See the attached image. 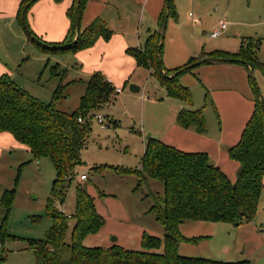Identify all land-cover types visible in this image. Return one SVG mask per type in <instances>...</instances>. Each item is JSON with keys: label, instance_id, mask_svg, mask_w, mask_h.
I'll use <instances>...</instances> for the list:
<instances>
[{"label": "rangeland", "instance_id": "obj_1", "mask_svg": "<svg viewBox=\"0 0 264 264\" xmlns=\"http://www.w3.org/2000/svg\"><path fill=\"white\" fill-rule=\"evenodd\" d=\"M173 4L178 20L168 18L162 38L163 57L166 55L179 60L185 55L184 60H187L191 52L200 54L202 47L210 51L216 46L235 52L239 50L243 37H253L260 40L257 57L259 62L264 63V0H173ZM139 19L140 14H137L136 21L139 22ZM196 19L201 22L200 26H196ZM134 21L130 24L138 31L139 35L135 32V37L145 40L147 29L138 30ZM220 21L228 22L226 35L212 38L210 35ZM84 27L82 25V30ZM110 30L115 34L114 29ZM71 36L75 35L72 33ZM92 47L78 51H47L32 41L28 30L19 21L15 24L9 19L0 27V61L12 81L30 96L46 105L53 104L56 110L66 114H72L79 108L91 76L104 71L95 67L101 58H98L99 51H94ZM164 67L165 72L171 71L165 61ZM194 70L183 74L180 79L189 75L199 80ZM117 74L119 78L123 76ZM253 77L264 100V75L256 69ZM118 82L121 92H116L113 102L93 111L92 133L81 152L82 164L76 167V179L71 184L68 182L65 200L57 204V208L69 219L66 241L70 243L76 224L77 188L81 184L104 220L100 231L85 237L83 245L86 248L119 246L128 251L142 252L145 251L143 238L149 236L161 239L159 249L152 250L161 254L164 251L165 229L152 208L157 197L163 195L164 184L135 173L142 171L141 162L148 137L174 147L171 144L175 142V132L171 131L168 137L164 134L170 132L174 125L179 126L177 115L183 105H188L185 109L189 107L192 110L204 107L207 121L214 126L217 125V118L211 101L205 105L207 87L199 81L193 89L186 86L192 95V105L169 97L158 79L142 67ZM131 84L139 86L141 91L136 94L130 92ZM60 89L64 93L56 99ZM253 94L256 100L257 94L251 85L249 96ZM97 116L104 117L108 126L102 127ZM187 130L196 132L194 129ZM14 150L10 157L12 165L5 170L3 179L6 191L14 192V199L9 214L1 204L0 227L6 216L7 220L3 242H0V257L4 258L0 264H36L34 251L29 249L30 241H44L53 226L46 212V202L51 196L57 172L48 158L35 160L31 154ZM16 153L20 154L14 155ZM82 174H86L88 180L81 181ZM218 224L221 223H182L179 232L189 241L179 244L178 254L188 258L225 261L229 254L222 249L226 242L234 239V232L228 230V224Z\"/></svg>", "mask_w": 264, "mask_h": 264}, {"label": "trees", "instance_id": "obj_2", "mask_svg": "<svg viewBox=\"0 0 264 264\" xmlns=\"http://www.w3.org/2000/svg\"><path fill=\"white\" fill-rule=\"evenodd\" d=\"M37 1L24 0L18 17L33 42L43 50L78 51L92 47L101 37L105 40L112 37L111 30L102 19H96L77 33V7L80 5L82 16L87 0H80V3L76 0L68 13L72 25L65 41L59 44L45 43L31 31L27 23V13ZM169 2V14L165 7L159 19L161 29L167 16L177 19L173 0ZM72 33L75 36L72 37ZM163 46L159 31L150 35L143 49H130L129 53L139 67L148 69L158 79L169 97L192 105V95L188 88L180 84L179 79L192 71L196 67L192 65L196 62L202 65L212 61L194 58L180 68L165 72ZM260 46V40L246 38L237 53L213 52L206 58L224 59L223 62L240 64L250 71L258 69L264 75V63L257 58ZM250 84L257 94L255 110L239 143L228 151L230 158L240 164L236 182H231L206 153L183 152L152 137L148 139L141 162L142 171L135 173L164 184V193L157 197L152 208L156 219L165 229L164 251L158 254L152 250L159 249L162 241L149 236L143 238L145 251L142 252L128 251L119 246L86 248L83 245L85 237L100 231L104 220L81 184L77 188L76 224L70 243L66 241L69 219L57 208V204L65 200L68 182L71 184L76 179V167L82 164L81 152L92 133L93 111L111 104L116 98L113 84L103 73L93 74L79 108L72 114H66L56 110L53 104L46 105L30 96L8 74L0 76V133L12 134L18 142L29 148L35 160L48 158L57 172L51 196L46 202V212L53 226L44 241H30L29 249L34 251L36 264H251L249 261L223 262L178 254L179 244L189 241L179 232V226L186 221L228 223L237 227L252 221L256 216L264 188V100L251 75ZM63 93L60 89L56 99ZM205 101L210 102L208 91ZM111 123L116 126L115 122ZM177 123L182 128L194 129L200 134L207 133L203 108L182 109L177 115ZM13 199V191H6L2 197V206L7 214ZM6 220L7 216L0 227V242H3ZM3 259V256L0 257V263Z\"/></svg>", "mask_w": 264, "mask_h": 264}, {"label": "crops", "instance_id": "obj_3", "mask_svg": "<svg viewBox=\"0 0 264 264\" xmlns=\"http://www.w3.org/2000/svg\"><path fill=\"white\" fill-rule=\"evenodd\" d=\"M23 1L24 0H0V27H2L5 22L9 21V19L15 22V24L16 21L21 23L18 14L20 5ZM75 1L76 0H38L27 13L29 28L45 43H63L71 29L72 23L68 13L74 6ZM165 7L166 0L86 1L81 16V31H83L82 25H84V29H86L96 19H102L106 25L110 26V28L115 31V34L111 31L112 37L109 40H105L101 37L92 47L94 51H99L98 58H101L98 60L99 63L95 67L104 70L101 73L105 75L107 80L110 81L115 88H119V79L124 80L127 75L131 72H136V70L140 68L136 59L129 53V50L143 49L150 35L162 31L159 25V19ZM174 7L177 14L176 6L174 5ZM137 14L138 16L140 14L139 22L136 21ZM133 19H135L134 22L138 30L147 29L145 40H142L140 36L135 37L134 33L137 32L138 34V31L130 24ZM221 22L223 21L219 22L216 29ZM200 25L201 22L196 19V26ZM227 29L222 36L226 35ZM246 38L253 37H243L242 41ZM216 48L206 51L205 48L202 47L200 54H196V51L190 53L191 57L187 54L186 57L189 55L187 60H184L185 55H182L181 59L175 60L171 58V56L166 57L165 55V57H163L162 53L163 66L165 61L170 66L169 69L174 70L186 65L194 58H203L205 60L207 59V55L213 52L237 53L241 46L239 50L235 52L223 50L227 49L223 46H216ZM103 59H106V61ZM110 68L112 69L110 70ZM7 72V68L0 61V76L8 74ZM117 72L123 74V76L119 78ZM194 74L199 80H195L191 76L186 75L179 79L180 84L183 87L188 86L193 89L197 86L196 84L200 82L208 88H205V91H208L209 96L212 97L213 101L211 97L210 101L217 118V125L214 126L212 122L209 123L205 117L206 123L208 122L207 133L205 134H198L192 130L174 125L175 127H173L170 132H165L164 137H168L171 131L175 132V142L171 145L188 153H206L211 162L234 183L237 180L240 164L230 158L228 151L239 143L242 133L252 117L256 106L254 94L249 96V87H251L250 70L236 63L212 61V63L196 65ZM207 103L208 102H206L205 105H207ZM186 106L183 105L181 108L185 109ZM204 109L203 107V110ZM174 128L176 131H174ZM14 149L23 152V154H31L29 148L18 142L12 134L8 132L0 133V211L2 210V197L7 190L5 189V182L3 181L5 170L9 169L10 165H12L10 157L13 156ZM17 154L20 153L14 155ZM37 164L39 165L38 161ZM263 216L264 188L262 190L256 216L252 221L237 227L232 224L221 223L228 224L227 226L230 227L228 230L234 232V239H230V241L226 242L224 244L225 247L222 249V251L228 252L229 254L223 262H241L249 260V262H252H250L251 264H264V235L260 231V225L263 224ZM244 249L245 251L242 252ZM242 255L245 257H242Z\"/></svg>", "mask_w": 264, "mask_h": 264}, {"label": "water", "instance_id": "obj_4", "mask_svg": "<svg viewBox=\"0 0 264 264\" xmlns=\"http://www.w3.org/2000/svg\"><path fill=\"white\" fill-rule=\"evenodd\" d=\"M79 3H80V0H79ZM166 10L169 14V10H170V2L169 0L167 1V4H166ZM167 22H168V16L166 17L165 21H164V24H163V28H162V33H161V37L163 38L164 37V33H165V30H166V26H167ZM80 27H81V16H80V5H78L77 7V33L80 32ZM205 61H224V59H216V58H208V59H205ZM159 62H161V59L159 58ZM200 64V62H197L195 64H193L192 66H195V65H198ZM253 73L254 71L251 70L250 71V75L253 76ZM141 90V88L135 84H131L130 85V92L136 94V93H139ZM151 138V136L148 137V139ZM117 239H114V241H116Z\"/></svg>", "mask_w": 264, "mask_h": 264}, {"label": "built area", "instance_id": "obj_5", "mask_svg": "<svg viewBox=\"0 0 264 264\" xmlns=\"http://www.w3.org/2000/svg\"><path fill=\"white\" fill-rule=\"evenodd\" d=\"M227 26H228V22H226V21H223V22H221L220 23V25H219V27L217 28V29H215L212 33H211V37L212 38H218V37H220V36H222L224 33H225V31H226V29H227ZM116 92L119 94L120 92H121V89H116ZM97 118V121L99 122V124L102 126V127H107L108 126V121L104 118V117H102V116H97L96 117ZM80 122H82V120L80 119L79 120ZM80 180L81 181H86V180H88V177H87V175L86 174H82L81 176H80ZM63 212V211H62ZM260 231L263 233V235H264V223L261 225V227H260Z\"/></svg>", "mask_w": 264, "mask_h": 264}]
</instances>
